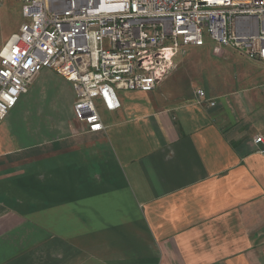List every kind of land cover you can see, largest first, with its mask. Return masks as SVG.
<instances>
[{
  "label": "crops",
  "instance_id": "1",
  "mask_svg": "<svg viewBox=\"0 0 264 264\" xmlns=\"http://www.w3.org/2000/svg\"><path fill=\"white\" fill-rule=\"evenodd\" d=\"M119 98L90 132L46 68L0 122V264H264V61L206 38Z\"/></svg>",
  "mask_w": 264,
  "mask_h": 264
},
{
  "label": "built area",
  "instance_id": "2",
  "mask_svg": "<svg viewBox=\"0 0 264 264\" xmlns=\"http://www.w3.org/2000/svg\"><path fill=\"white\" fill-rule=\"evenodd\" d=\"M19 1L23 22L0 51V122L46 68L72 83L75 116L96 132L100 106L116 111L119 91L154 90L206 38L264 61V0ZM254 142L264 154V135Z\"/></svg>",
  "mask_w": 264,
  "mask_h": 264
},
{
  "label": "rangeland",
  "instance_id": "3",
  "mask_svg": "<svg viewBox=\"0 0 264 264\" xmlns=\"http://www.w3.org/2000/svg\"><path fill=\"white\" fill-rule=\"evenodd\" d=\"M22 22V3L19 0H0V51L11 34L19 29ZM31 94H36V92ZM50 97V93H48L45 99L41 100L39 103L41 108L48 106L52 101ZM58 99L60 98L58 97Z\"/></svg>",
  "mask_w": 264,
  "mask_h": 264
},
{
  "label": "snow or ice",
  "instance_id": "4",
  "mask_svg": "<svg viewBox=\"0 0 264 264\" xmlns=\"http://www.w3.org/2000/svg\"><path fill=\"white\" fill-rule=\"evenodd\" d=\"M97 127H99V125H97Z\"/></svg>",
  "mask_w": 264,
  "mask_h": 264
}]
</instances>
